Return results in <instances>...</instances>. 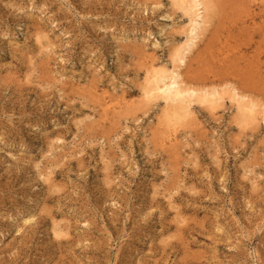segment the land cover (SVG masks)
I'll use <instances>...</instances> for the list:
<instances>
[{
  "label": "rangeland",
  "instance_id": "374dc122",
  "mask_svg": "<svg viewBox=\"0 0 264 264\" xmlns=\"http://www.w3.org/2000/svg\"><path fill=\"white\" fill-rule=\"evenodd\" d=\"M155 1L0 0V264H264V125L227 98L158 126L145 57L171 68L189 21ZM213 4L187 75L264 104V7Z\"/></svg>",
  "mask_w": 264,
  "mask_h": 264
},
{
  "label": "bare ground",
  "instance_id": "6f19581e",
  "mask_svg": "<svg viewBox=\"0 0 264 264\" xmlns=\"http://www.w3.org/2000/svg\"><path fill=\"white\" fill-rule=\"evenodd\" d=\"M130 1L131 6L142 5L136 0ZM256 1L261 8L264 7V0ZM169 2L178 7L188 17L189 22L186 28L185 41L171 51V68L160 65L151 57H145L147 66L145 86L142 91L143 100L146 103L153 101L164 103L163 115L158 126L167 131L169 127L181 124V122L191 118L193 104H205L211 109H215L227 98L236 107L237 123L247 125L260 121L264 125V104L253 99L247 90L232 83L215 85L214 80H207V78L198 83L190 78L185 71L190 55L199 48L198 46L211 24L215 8L213 0H169ZM151 6L152 8H149L153 10L161 9L157 0L152 2ZM15 11L17 14L24 13L23 8L19 7H16ZM162 18L170 20L171 15L164 12ZM164 31L165 29L162 28L161 32ZM92 94L99 98V107L105 116L130 104L124 96L116 98L108 92L100 93L98 87L92 89ZM91 115L90 118L94 117ZM176 140V134L165 132L161 137L160 144L164 147H171L176 144Z\"/></svg>",
  "mask_w": 264,
  "mask_h": 264
}]
</instances>
